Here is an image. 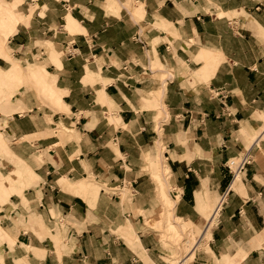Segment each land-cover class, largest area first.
I'll use <instances>...</instances> for the list:
<instances>
[{"label": "crops", "instance_id": "crops-1", "mask_svg": "<svg viewBox=\"0 0 264 264\" xmlns=\"http://www.w3.org/2000/svg\"><path fill=\"white\" fill-rule=\"evenodd\" d=\"M17 11L11 57L30 60L44 41L67 51L41 52L38 66L61 109L30 92L1 99L0 264H170L179 249L155 228L157 160L173 230L202 229L201 211L230 189L181 264H264V138L250 143L264 127V0H22Z\"/></svg>", "mask_w": 264, "mask_h": 264}, {"label": "rangeland", "instance_id": "rangeland-1", "mask_svg": "<svg viewBox=\"0 0 264 264\" xmlns=\"http://www.w3.org/2000/svg\"><path fill=\"white\" fill-rule=\"evenodd\" d=\"M21 1L22 0H14L13 2H8L6 0H0L1 8L8 6L4 3L6 2L11 4V6L15 9L14 13L10 11L9 15L4 16L0 14V57L5 59L6 61L5 64L3 62V59L0 58V108L2 106L7 105V103L9 102L6 100L1 102V99H4L6 96L7 98H11L14 94V96L10 99L12 101L17 100L18 98L20 99L21 97L27 95L28 92H30L32 93L33 100H35V102L38 101L40 103V107L61 109V106L56 103V100L53 97H50L51 92L48 88H46L47 86H43V92L40 90L38 84H44V77L48 78L49 73L47 72V70L45 72L43 67L40 68L38 66H44L46 64V62L43 61V58L46 56L41 55V52H45L48 55L47 58L50 60L53 58L57 59L59 57H62L67 50H63L64 52H59L58 50L57 52L52 48L51 42L44 41L42 44L44 49L41 50L38 48V51H35L33 54H30V60L26 59L22 61L19 58H14L10 55L11 50L8 46V37L12 33L14 23H17L18 21H23V15L21 13H18L17 11V6L21 3ZM9 66H15L16 68L14 70L11 69L12 72L9 71L6 75L3 70H6ZM32 75H34V77ZM161 77L163 78V76ZM32 78L40 80H31ZM1 95L3 97H1ZM263 129L264 127L259 132L255 133V135L250 139L251 144ZM3 147H5V144L3 142L2 136L0 135V149ZM238 161L239 158H235L228 163V166L232 169V171H235ZM150 169H153V167L151 166ZM156 171L157 176L154 177V181L157 183L158 197L161 202L162 209L158 215L160 221L158 222L155 228L161 230L165 234V238L172 241L179 249V253L175 255L172 260L169 261L170 264H178L179 261L182 259V252L183 254L187 253L194 244V242L198 240L201 234V229L193 226V224H179L177 225L176 230H173L170 227V221H172L171 219L173 217L171 210L173 202L168 204V202L171 201L167 192L169 186L165 185L164 183L166 177V174L164 173L165 170L161 166V163L158 162V160L156 162ZM234 176L239 177V173H237V175H235L234 173ZM232 178L234 177L232 176ZM81 182L87 183L86 185L92 187L93 193H91L90 195H94L99 189V184L95 181H89L88 179H86L81 180ZM1 190L2 189L0 188V191ZM94 191L96 192L94 193ZM164 193L166 196L164 195ZM218 200L215 201V203L211 207H208L207 209L201 211V214L205 217V219H208ZM165 222L169 223L167 227L166 225H162ZM214 223L210 226L207 232L210 233V229L215 225ZM209 233L206 234L203 241L200 242H205L203 246L206 245V242L210 236ZM183 241H186L187 243L183 244Z\"/></svg>", "mask_w": 264, "mask_h": 264}, {"label": "built area", "instance_id": "built-area-1", "mask_svg": "<svg viewBox=\"0 0 264 264\" xmlns=\"http://www.w3.org/2000/svg\"><path fill=\"white\" fill-rule=\"evenodd\" d=\"M73 54H74V53L71 52V51H69V52L67 53L68 56H71V55H73ZM212 93H213L214 96L217 97V98L220 100V102L223 104L224 99L226 98V94L224 93V91H223V90H216V91H214V92H212ZM261 138H264V130H263L262 133H261V137L258 138L256 141H254V142L252 143V145L257 144V143L261 140ZM251 160H252L251 147H248V148L242 153V155L239 157V161H238V163H237V166H236L235 171H233V175H232V176L235 177V176H234V173H235V175H237V173H240V171L243 169V167H244L246 164H248ZM229 191H230V189L227 188V189H226V190L220 195L219 200H218V202H217V205H218V207H219V208H218V211L220 210V207H221L222 203L224 202V200L226 199V197H227ZM217 205H216V206H217ZM216 218H217V217H216ZM216 218H215V220H216Z\"/></svg>", "mask_w": 264, "mask_h": 264}, {"label": "bare ground", "instance_id": "bare-ground-1", "mask_svg": "<svg viewBox=\"0 0 264 264\" xmlns=\"http://www.w3.org/2000/svg\"><path fill=\"white\" fill-rule=\"evenodd\" d=\"M260 137H261V134H259L257 138H260ZM216 205H217V202H216ZM216 205H215L214 209L212 210V213L210 214V216L208 217V219H206V224L203 227L204 229H201V234H200L198 240L195 241L194 244L192 245V247L189 249L188 252L190 253V255L193 253L194 248L197 247V245L199 244L200 239L202 237L205 238V235L209 233L207 231L209 230L210 226L215 222V218L218 215V208H219L218 205L217 206ZM179 263H180V261H179Z\"/></svg>", "mask_w": 264, "mask_h": 264}]
</instances>
